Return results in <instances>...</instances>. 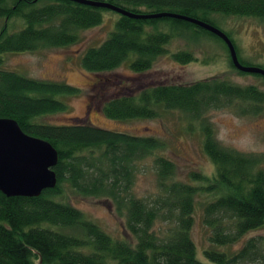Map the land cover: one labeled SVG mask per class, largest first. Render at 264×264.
<instances>
[{"label": "trees", "instance_id": "trees-1", "mask_svg": "<svg viewBox=\"0 0 264 264\" xmlns=\"http://www.w3.org/2000/svg\"><path fill=\"white\" fill-rule=\"evenodd\" d=\"M94 1L133 13L179 14L214 27L215 14L264 20V0ZM107 10L71 0H0V65L3 53L33 52L74 43L78 33L99 24L102 12ZM13 24L21 27L7 31L15 28ZM182 30H195L222 42L178 18L138 19L118 14L107 37L97 45L87 46L79 62L86 71L104 72L133 55L128 66L141 73L155 57L166 53L164 46ZM234 49L237 55L235 46ZM170 56L181 63L192 60L191 52L185 50ZM228 62L234 68L229 57ZM77 92L66 82L29 78L0 67V118L14 120L23 132L47 141L57 153L53 166L56 182L52 188L34 197L0 193V264H35L36 260L38 264L264 262V236L249 237L236 249L228 250L246 232L264 224V171L260 168V155L222 146L210 126L202 121V150L213 171L209 176L190 172L187 181L176 180L174 163L155 153L163 147L162 141L151 135H132L81 122L42 121L43 116L67 109L56 95ZM234 101L245 105L240 112L254 113L264 102V92L254 85H237L218 77L184 84L159 82L133 94L105 99L99 108L104 116L118 120L157 117L160 109L179 110L196 120L207 109ZM148 157L154 170L155 191L153 196L143 199L131 195L128 185L135 163ZM65 188L109 199L115 211L124 216L130 238L113 239L86 219L80 210L62 199ZM201 190L211 193L202 212V222L209 228V247L201 251L204 261L195 256L190 237L194 196ZM158 221H166L168 226L159 228ZM83 247L81 251L79 248Z\"/></svg>", "mask_w": 264, "mask_h": 264}, {"label": "rangeland", "instance_id": "rangeland-1", "mask_svg": "<svg viewBox=\"0 0 264 264\" xmlns=\"http://www.w3.org/2000/svg\"><path fill=\"white\" fill-rule=\"evenodd\" d=\"M118 14L103 11L99 24L81 30L78 40L63 47L43 48L33 52L3 53L1 68L15 71L29 78L48 79L66 82L78 89L74 95H56L65 102L67 109L63 112L43 116L42 121L55 124L81 122L101 128L120 131L132 135H151L162 141L163 147L155 153L162 154L175 165L173 178L187 181L190 172H200L209 176L213 165L202 150V135L199 123L209 125L214 138L222 145L240 152L260 155V168L264 171V102L254 113L240 112L243 103L232 102L225 106H214L201 114L200 119L191 120L179 110L160 109L157 117L112 119L100 111V104L110 97L133 94L142 88L162 82L190 83L196 80L218 77L237 85H254L264 92V78L259 74L244 73L230 67L228 51L218 39L195 30H182L174 34L164 46L166 53L158 55L150 67L136 73L130 70L128 60L116 68L104 72H90L83 69L79 58L82 51L104 40L113 29ZM215 24L226 32L233 42L239 62L243 65H255L264 69V20L252 16L214 15ZM2 20L0 19V25ZM8 28L11 32L20 24ZM179 50L189 51L192 60L181 63L171 58L170 53ZM128 192L138 198L153 196L155 191L154 170L151 159L135 163ZM211 197L209 191L196 192L194 196L192 225L190 237L195 246V256L204 261L201 251L209 247V228L202 222L204 203ZM62 199L84 217L93 221L100 229L113 239L130 238L124 226V216L118 214L109 199L85 196L64 189ZM229 221V219H227ZM159 228L168 226L166 221L156 222ZM264 236V224L246 232L235 243L228 246L234 250L249 237ZM81 251L83 248H79ZM38 264V261H35ZM106 264H113L107 262ZM246 264H264L253 262Z\"/></svg>", "mask_w": 264, "mask_h": 264}, {"label": "water", "instance_id": "water-1", "mask_svg": "<svg viewBox=\"0 0 264 264\" xmlns=\"http://www.w3.org/2000/svg\"><path fill=\"white\" fill-rule=\"evenodd\" d=\"M74 2L106 8L130 18L172 17L190 22L218 37L225 44L232 66L244 73L259 74L264 78V69L243 65L239 62L230 39L217 27L187 16L158 12L133 13L106 2L94 0H71ZM57 160L55 149L45 140L23 132L17 123L0 118V193L5 196H38L42 190L52 188L56 177L53 166Z\"/></svg>", "mask_w": 264, "mask_h": 264}]
</instances>
